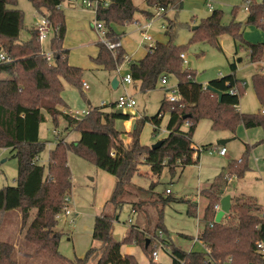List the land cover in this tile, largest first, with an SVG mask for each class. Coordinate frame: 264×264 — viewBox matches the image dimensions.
<instances>
[{
    "label": "trees",
    "instance_id": "trees-1",
    "mask_svg": "<svg viewBox=\"0 0 264 264\" xmlns=\"http://www.w3.org/2000/svg\"><path fill=\"white\" fill-rule=\"evenodd\" d=\"M30 1L51 22L52 61L43 52L36 29H32L28 40H19L24 13L17 7L18 0H0V51L10 58V61L0 62V74H3L0 75V148L9 149L18 160L16 184L0 190V224L8 220L10 211L20 210L21 228L18 233L23 234L21 238L14 235L8 236L9 240L0 238V264H91L92 261L94 264H139L134 255L122 252V246L126 244L141 246L148 258L152 256L151 264H162L154 263L156 260L153 256L154 248L159 243L157 230L164 227L162 215L165 205L159 204L175 198L170 193L166 197H154L158 219L152 232L150 228H139L135 224L120 240L113 235V222L118 218L116 214L124 202L121 197L128 192L127 186L143 164H147L153 173L159 175L164 166H169L174 172L177 166L185 167L198 162L200 152L205 148L194 146L193 137L198 123L203 119H210L214 129L229 130L232 133H235L240 123L246 128L264 129V113L261 112L264 109V71L252 75L260 109L244 113L237 109L244 84L236 75V63L230 64L231 74L210 81L215 89L222 92L219 100L217 92L196 80L194 69L183 66L181 54L186 52L187 47L174 39L179 22L169 19L166 28L169 41L155 42L136 61L126 59V51L122 46L114 54L101 41L94 61L109 72L116 71L119 64L129 62V73L133 81L140 83L143 92L154 89L164 76L168 79L171 76L178 78L180 100L170 102L165 97L155 116H141L137 119L131 141L125 142L122 131L115 127V121L128 120L130 115L124 113V110L118 113L115 103L109 109L105 105L91 108L83 118H77L58 107L66 104L62 96L64 82L78 87L84 93L81 88L83 68L69 63L68 51L63 47L66 19L61 4L66 0ZM99 1L96 18L104 23L106 38L111 41L120 39L113 25L134 21L137 12L153 16L151 11L136 6L133 0ZM105 2H108V6H104ZM145 2L149 7L165 10L181 8L183 0ZM246 2V23L254 24L264 31V1ZM222 18L223 10L213 9L210 15L193 27L190 41L208 42L222 50L220 37L229 34L242 47L248 48L251 62H264V42L247 41L243 36L242 22L233 19L229 24H224ZM232 89L236 92L231 93ZM166 111H169L170 117L166 126L168 132L161 138L162 143L154 148L141 144V126L145 122H152L154 134H157ZM46 113L52 117L56 126L59 117H63L67 129H76L81 133L77 141L59 140L56 143L50 150L47 170L44 164L37 162L46 146L40 140V127L46 121ZM261 142H264V138L258 141ZM251 149L252 145L246 144L242 158L230 162L229 171L219 174L202 190L201 194L208 202L201 217L204 228L199 231L197 238L208 250L187 251L164 239L171 246V264H220L227 261L231 264H264V255L258 244L264 241V210L255 197H233L230 212L221 222L215 221V205L220 203L225 194L229 175L232 173L237 178L245 176L250 169L248 159ZM70 151L91 160L97 167L116 177L111 199L94 220L92 238L100 241V246L91 247L85 256L74 259L65 257L59 250L61 232L57 218L65 205V197L73 187L68 161ZM187 202L188 213L196 215L197 203ZM108 204L112 206V213L105 212ZM140 208L141 202L133 203V212ZM148 237L150 242L146 247ZM17 251L27 252L31 257L21 263Z\"/></svg>",
    "mask_w": 264,
    "mask_h": 264
},
{
    "label": "rangeland",
    "instance_id": "rangeland-1",
    "mask_svg": "<svg viewBox=\"0 0 264 264\" xmlns=\"http://www.w3.org/2000/svg\"><path fill=\"white\" fill-rule=\"evenodd\" d=\"M133 2L140 9L149 10L153 13V16L150 17L151 15L145 12H137V18L135 16L134 21L125 25H113L123 40V46L128 56H131L133 61L143 57L150 46V43L144 40L141 31L143 25L151 22L146 33L151 36L154 43L167 42L170 39L166 33L169 19L175 20L179 22V25L175 28L174 39L178 44L187 47L186 52H183L186 56L183 59V66L194 69L196 80L206 86L211 79L231 74L230 64L235 62L237 65L236 75L244 84L237 109L244 113L259 111L260 103L253 87L252 75L257 71H264V66L261 67L264 62L260 64L251 62L248 57V48L242 47L240 42L235 41L229 34L220 37L222 50L208 42L190 41L193 27L210 15L213 9H222V22L224 24H229L233 19L240 21L243 25V36L247 41L251 43L264 42V31L254 24L246 23L248 15L246 0H183L181 8H169L164 11L156 7H149L145 0H133ZM17 7L24 13L19 40L26 41L30 38L39 15L30 0H18ZM61 9L66 19L67 32L64 46L70 50L69 63L83 68V82L85 81L89 87L81 86L84 91L82 93L78 87L64 82L65 89L62 96L66 104L58 107L83 118L86 115V108L101 107L105 103L104 107L109 109L113 103L118 101L120 95L127 93L136 101L134 107L124 109V113L129 114L132 119V126L129 127L124 119H117L115 127L122 131L123 140L130 142L137 119L141 116H155L160 110L162 100L165 97L168 99L170 87L177 85L178 78L171 76L167 85L164 86L159 82L154 89L147 92L140 90L138 82L120 84L114 88L111 84L109 71L94 61L102 35L95 28L97 18L93 7L87 6L83 0H73L71 4L63 2ZM52 35L53 30L50 37L41 44L42 50L46 53L51 52ZM129 64L126 62L124 65L123 63L118 65V67L122 65L118 73L120 77L129 73ZM0 75L3 76V74ZM169 117V111H166L157 134H154L152 122H145L141 126V144L152 147L154 143L161 140L167 134L165 130H167ZM65 125L67 126L66 121L63 117H59L58 130L61 132V139L58 141L69 142L66 140L68 129L62 130ZM58 126L55 125L52 117L46 113V121L40 127V140L46 146L37 161L44 164L46 170L50 150L57 143L53 130ZM76 132L80 131L77 130ZM231 137L235 138L225 143L226 155H221L218 150L222 145L218 144V141ZM263 138L264 129L262 127L246 128L243 123H240L236 127L235 133H232L229 130L214 129L210 119L201 120L193 137L194 146L205 148L200 152L199 161L185 167L177 166L174 172L169 166H164L159 175L153 173L147 164L141 165L139 173L133 175L131 184L127 186L128 192H125L121 197L124 202L116 214L118 218L113 222V235L122 240L130 227L135 224L139 225V228H150L152 232V227L158 219V207L153 203L154 197L160 195L166 197L168 195L167 189H169L170 196L177 200H169L165 204H159V206L165 205L162 215L164 227L161 230L158 229L157 233L162 231L163 237L168 239L169 243H174L184 250L202 251L204 245L198 241L197 237L199 231L204 228V221L201 217L208 202V199L201 194L202 190L207 188L219 174L229 171L230 162L242 158L246 143L252 145L248 159L250 169L243 178H237L231 173L226 192L227 194L234 193L235 197L253 196L264 210V142L258 143ZM68 161L73 187L66 197L71 198L69 201L72 212L69 215L63 213L58 219V228L61 232L59 250L65 257L74 259L85 256L91 247L100 246L101 242L92 238L94 220L97 215L104 211V205L111 199L116 185V177L73 151L68 153ZM17 175V158L9 149L0 148V190L5 186L15 185ZM66 197L65 202L67 203ZM187 201L197 203L196 215L188 213ZM134 202H141V208L135 212H133ZM105 212H113L110 204L106 206ZM7 218L8 220L0 224V238L9 240L7 237L10 235L21 238L23 234L18 233L21 228L20 210L10 211ZM169 243L167 250L171 251ZM135 245L130 244L135 249L133 254L139 264H151L152 256L148 258L142 247ZM157 249L156 246L154 250ZM167 250L161 251L159 258L154 263L166 261L170 257ZM206 250L208 249L206 248ZM94 263L91 262V264Z\"/></svg>",
    "mask_w": 264,
    "mask_h": 264
},
{
    "label": "built area",
    "instance_id": "built-area-1",
    "mask_svg": "<svg viewBox=\"0 0 264 264\" xmlns=\"http://www.w3.org/2000/svg\"><path fill=\"white\" fill-rule=\"evenodd\" d=\"M83 3H85L87 6L93 7V9L95 11V14L97 13V9H98V7L100 5V1L99 0H83ZM104 6H108V2H105ZM159 9L161 11H164L163 8H159ZM149 19H151V18H149ZM150 26H151V22L146 23L145 25L142 26L141 31L143 32L144 40L148 41L150 43V46H153L155 44L153 42V39L151 38L150 35H147V33H146V31L149 29ZM95 28L102 35V42L107 46L108 49H110V51H112L115 54L116 51H117V48L122 46L121 39L116 40V41H111V40L107 39L106 38V32H107L106 31V27H105L104 23L102 21H100V20H97V22L95 23ZM35 29L37 31V39L42 44L51 35L52 25H51V22H50L49 18L40 13L39 14V18L37 20V24H36V28ZM43 52L45 53V55L47 56V58L49 60H51V61L53 60L52 52L46 53L44 50H43ZM125 57H126V59H128L127 56H125ZM181 57L183 59H185L186 56H185L184 53H182ZM7 61H10V58L4 52L0 51V62H7ZM120 68H121V66L118 67V69L116 70L119 83H121L122 85L131 84L133 82L131 74L127 73L125 76L120 77L118 75V73L120 71ZM161 84L164 85V86L167 85L168 84V78L164 76L162 78V80H161ZM83 85H84L85 88L89 87V85L86 82H83ZM170 88H171V91H170V93L167 96L168 97L167 100L170 101V102H178L180 100L181 96L178 93L177 85H175L173 87H170ZM234 92H236V91L232 89L231 93H234ZM102 105H105V103H103ZM135 105H136L135 99L131 95H128L127 93H125L123 95H120L118 101L115 103L116 109H122V110H124L125 108L134 107ZM261 112L264 113V109H262ZM70 113L73 116L77 117V118H81V117H79L77 114H75L73 112H70ZM85 113L88 114L89 113V109L86 110ZM218 152L221 155H225L226 152H227V148L225 146H221L220 149L218 150ZM112 154H114V153H112ZM167 192L168 193L170 192L169 189H167ZM69 198L70 197H66V201H68V202L67 203L65 202L62 214L60 212L57 215L58 219H59V217H61V215H63V213H64V215L71 214L72 211L70 210V201H69L71 198L70 199ZM220 207H221L220 203H217L215 205V209L217 211L220 209ZM157 239L159 241L158 249L154 250V252H153V256H154L155 260H157L159 258V254H160L161 251L167 250V248H168L166 242L164 241L165 238L162 235V231L158 232ZM258 244H259V250L264 255V241H261ZM214 264H219V263H214ZM220 264H231V263H230V261H227L225 263H220Z\"/></svg>",
    "mask_w": 264,
    "mask_h": 264
},
{
    "label": "crops",
    "instance_id": "crops-1",
    "mask_svg": "<svg viewBox=\"0 0 264 264\" xmlns=\"http://www.w3.org/2000/svg\"><path fill=\"white\" fill-rule=\"evenodd\" d=\"M64 2H67V3H69V4H71V3H73V0H66V1H64ZM258 2H262V1H258ZM62 5V4H61ZM248 12V11H247ZM37 14L39 15L40 14V12L37 10ZM248 16V15H247ZM136 18H137V16H136ZM145 19H148V18H145ZM247 19V18H246ZM136 21H138V19H136ZM140 22V21H139ZM37 23V22H36ZM36 28V24H35V26H34V29ZM66 32H67V29H66ZM65 39V38H64ZM120 39H121V41H122V47L124 48V44H123V40H122V38L120 37ZM102 41V37H101V39H100V41H99V43ZM63 47L65 48V49H67V51H68V55H67V58H68V61H69V49L67 48V47H65L64 46V42H63ZM125 49V48H124ZM126 51V50H125ZM98 52H99V47H98ZM98 52H97V54H98ZM97 54H96V56H97ZM145 54H146V52H145ZM144 54V55H145ZM95 56V57H96ZM126 56H127V58H128V61L129 60H132V58H131V56H128V54H127V52H126ZM142 58V57H141ZM239 60H241V59H239ZM96 63V62H95ZM126 63V62H125ZM97 64V63H96ZM97 65H99V64H97ZM123 65H124V63H123ZM99 66H101V65H99ZM122 66V65H121ZM263 66H264V64H263ZM102 68H103V66H101ZM110 73V75H111V81H112V78L114 77V76H117V71H114L113 73L112 72H109ZM212 80V79H211ZM211 80H209V82H207V84L208 83H210V81ZM169 81H170V79H168V83H169ZM85 82V81H84ZM132 83H137L136 81H133ZM131 83V84H132ZM139 83V82H138ZM121 83H118V86L120 85ZM140 84V83H139ZM117 86V87H118ZM207 86V85H206ZM63 94H64V92H63ZM88 103L90 104V101H88ZM89 109V108H88ZM87 108H86V110H88ZM65 111V110H64ZM70 112V111H69ZM126 122L128 123V126L129 127H131L132 126V119L130 118V119H128V120H126ZM67 126L65 125V128L64 129H62L63 131H65L67 128H66ZM58 128H59V126L58 127H55L54 128V133H55V137H56V139H57V142H58V139L61 137L60 136V131L58 130ZM77 130H74V129H68V133H66V140L67 141H69V142H71V141H77L78 139H80V137H81V133L80 132H76ZM165 132L167 133L168 131L167 130H165ZM58 133V134H57ZM77 133V134H76ZM63 134H65V133H63ZM62 135V134H61ZM77 135H79V136H77ZM235 137H231V138H229V140H231V139H234ZM228 142V141H227ZM246 144H248V143H246ZM221 145V144H220ZM222 146H225V144L224 145H222ZM226 147V146H225ZM227 153V152H226ZM226 155V154H225ZM226 189H228V188H226ZM226 189H225V194L224 195H226L227 194V192H226ZM170 193V192H169ZM228 194H230L231 195V200H232V198L233 197H235L234 195V193H228ZM244 194V193H243ZM203 214H204V212H203ZM203 216V215H202ZM59 229V228H58ZM186 236V235H185ZM169 238V237H168ZM198 241H200L199 239H198ZM201 243H202V241H201ZM203 244V243H202ZM204 245V244H203ZM16 246V248L18 247V245L16 244L15 245ZM135 246H137L138 247V245L136 244ZM206 250V247H205V245H204V248H203V250L202 251H205ZM134 251H135V249H134V247H131L130 246V244L129 245H123L122 246V252L123 253H127V254H132V255H134L133 253H134ZM168 251V250H167ZM187 251H195V250H187ZM169 252V251H168ZM17 253H18V255H17V257H18V259L20 260V262L21 263H24L25 261H26V259H29L30 257H31V255L30 254H28L27 252H23V251H17ZM170 255V257L166 260V261H161V263L162 264H171L172 263V257H171V254H169ZM24 261V262H23Z\"/></svg>",
    "mask_w": 264,
    "mask_h": 264
},
{
    "label": "water",
    "instance_id": "water-1",
    "mask_svg": "<svg viewBox=\"0 0 264 264\" xmlns=\"http://www.w3.org/2000/svg\"><path fill=\"white\" fill-rule=\"evenodd\" d=\"M118 83H119L118 77L114 76L112 81H111L112 86L114 88H117ZM206 88H208V89H210V90H212L214 92H217L218 95H219V100H221V97H222V92L221 91L215 89L210 83L207 84ZM122 112H123L122 109L118 110V113H122ZM227 141H229V139H221V140L218 141V144L224 145ZM161 143H162L161 140L157 141L156 143H154L152 145V148L159 146ZM220 205H221V207L217 211L216 216H215V221L216 222H221L223 217L230 212V210L232 208L231 195L230 194L224 195L220 199ZM149 242H150V239L148 238L146 240V247L149 245Z\"/></svg>",
    "mask_w": 264,
    "mask_h": 264
}]
</instances>
